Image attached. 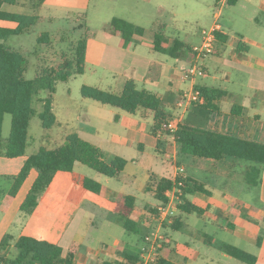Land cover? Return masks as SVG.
<instances>
[{
    "label": "trees",
    "instance_id": "16d2710c",
    "mask_svg": "<svg viewBox=\"0 0 264 264\" xmlns=\"http://www.w3.org/2000/svg\"><path fill=\"white\" fill-rule=\"evenodd\" d=\"M239 1L227 0V3L229 6H235ZM20 2L21 0H0V21L15 24L14 28H0V157L8 159L26 156L30 122L36 114L34 102L42 92L47 93L45 98H38L43 103V111L40 113L43 128L52 130L57 125V116L54 112L57 85L85 74L88 40L96 37V33L84 24L85 35L78 41L71 42L69 48L59 54L56 52L53 35L48 32L36 37V44L32 50L14 47L9 43L12 38L32 33L45 20L35 13L15 14L2 10L5 5H18ZM80 27L83 28L81 25ZM168 28L167 23H159L151 28L154 51L168 55L172 59H179L183 54L192 52L193 48L188 43L170 36ZM106 33L108 36L130 42L135 36H144L146 30L123 18L114 17L108 24ZM217 36L221 42L227 39L221 32ZM31 58H35L38 65L35 78L27 79ZM160 69V64H152L148 78L158 80ZM196 89L201 92L205 102L194 106L206 109L209 112V121L203 127L186 120L180 122L175 134L179 158L190 166H198L211 174L231 178H235V175H238V168L242 167L240 176H244L250 191L257 194L264 169V142L261 141L263 123L257 117L248 118L246 109L239 105H234L229 114L220 111L219 102L226 95L224 90L209 86H197ZM81 94L85 99L94 100L131 115L138 113L143 117L152 115L153 135L164 123L174 119V116L166 111V103L162 96L138 89L133 80L126 81L119 94L89 85L82 87ZM6 115L11 116V131L8 138L3 136ZM77 163L110 179L134 181V177L125 172L128 164L126 159L117 156L108 161L102 149L84 140L77 133L67 135L64 144L60 146L40 147L37 153L27 158L19 174L14 177L12 188L0 209L2 212L9 209L21 187L35 170L38 176L20 209L28 216L33 215L39 207L40 200L47 194L49 197L44 198L42 208L54 214L55 220L48 226L39 225L30 232L21 234L17 239L11 234H6L0 243L1 264H74L80 244L74 242L64 256L59 243L81 199L117 215L124 229L139 235V241L143 245L144 238L149 232L143 227V222L137 219L136 197L128 195L119 200L107 199L101 183L76 172ZM172 187V177L163 176L157 179L154 175L146 187V192L152 193L156 200L164 203L167 201L165 192ZM197 193L211 194L205 184L188 177L183 189L182 203L178 207L173 224L170 225L172 231L178 232L185 227V216L205 215V209L189 200L190 196ZM149 210L151 214L156 212L153 207ZM13 241L17 255L11 258L8 252ZM257 244L261 247L262 235L259 236ZM221 249L243 263H257L255 255L233 245L221 244ZM172 253L167 239L155 264H176L171 259ZM139 254L126 252L122 261L105 264H137Z\"/></svg>",
    "mask_w": 264,
    "mask_h": 264
},
{
    "label": "rangeland",
    "instance_id": "374dc122",
    "mask_svg": "<svg viewBox=\"0 0 264 264\" xmlns=\"http://www.w3.org/2000/svg\"><path fill=\"white\" fill-rule=\"evenodd\" d=\"M58 1L59 5L43 9L42 13L45 20L32 33L14 37L9 43L17 48L32 50L36 44V37L41 33L48 32L53 35L54 45L57 49L56 52L59 54L61 51L67 50L71 42L78 41L85 35V24L92 32L96 33L95 38H90L94 42L118 46L117 44L118 42L120 44V40L109 38L106 33L107 26L114 17L123 18L135 25L141 26L145 28L146 33L151 32V28L156 24L167 23L169 25L168 34L170 36L190 43L194 41V37L191 36L197 34L202 28L209 29L214 22L224 27L232 37L236 36V33L239 31L249 33L244 28V22L250 10L246 1H241L236 7L227 6V0ZM219 7L221 8V14L216 17ZM40 15L42 17V14ZM122 44L127 46L129 43L123 41ZM91 50H94L93 46ZM146 51L150 52L146 47L141 48V53L148 57ZM151 57H155L158 61H177L153 51L151 52ZM37 65V60L31 58L30 68L26 74L27 79L35 78ZM110 71L107 67L103 69L100 66V62L95 54L91 56L84 75L76 76L66 83H58L55 95V113L58 116L59 125H56L52 130H45L40 119L43 103L38 98H45L47 93L42 92L36 98L34 102L36 114L30 122L26 156L29 157L37 153L42 146L49 148L60 146L64 144L67 135L77 133L83 139L102 149L106 153L108 161H112L117 156L126 159L128 162L126 172L136 176L137 179L133 185L125 184L115 179H109L81 163L76 164V172L101 183L106 191L112 193L114 199L133 195L139 201H145L149 206L155 207L157 206V201L154 195L143 191V188L148 183L151 174L170 175L172 167L165 160L164 153L160 155L156 150L157 142L150 133L153 117L144 120L140 115L128 114L129 116H127L125 115L127 113H123V116L115 123L102 122L99 120V117H101L98 114L99 109L107 113L106 117H109V110L122 111L110 106H104L91 99H85L81 94V89L84 85L97 86L114 93H121L122 84L117 79L119 76L116 78L117 81L114 80V74ZM129 71L130 75H135L134 70ZM210 71L212 75L214 68L211 67ZM187 84H189L188 81ZM179 85L181 87V84ZM137 86L139 89L151 92L161 93L162 91L159 84L147 80L137 81ZM167 101L169 102V100ZM196 111L198 115L187 114L186 119L189 122L204 126L206 121L204 120L203 122L202 116L205 114L206 119L208 111L203 108H199ZM129 121L131 122V126L128 124ZM10 131L11 116L6 115L3 136L8 138ZM111 133L118 134L125 141L123 143L119 142L118 139L106 141V138H112ZM140 145H143V147L140 148ZM7 162L9 161L5 157L0 158V205L12 188L14 182L13 175L16 177L15 172L17 167L15 165L7 167ZM178 164L185 167L188 166V163L180 158H178ZM188 171L192 177L207 183L208 189L212 191L214 196H192L191 200L193 202L202 207L211 205V210L204 217H199L196 214L185 216V219H188L186 221V229L180 232L171 231L174 241L182 244L181 246L186 243L189 244V248L184 246L180 252L181 261L186 257L194 258L200 256V258L204 259L201 263L218 264V256L221 253L203 244L201 238L204 235L233 243L253 253V248L248 242L238 239L233 231L225 227V224L228 222L226 211L228 200L224 196L226 194L224 182L226 181L229 187L235 189V193L240 194L241 200L244 203L242 210L245 213L247 212L248 216L256 217L253 208L247 205L251 204L253 196L249 194L251 193L249 190L245 189V185L248 188L249 186L245 182L244 176H240L243 168H238V175H235V178H226L227 180L220 175H212L192 167H188ZM37 176V172L33 171L30 178L21 187L10 209L5 214L0 210V243L6 234L19 236L22 230L26 228V225L30 223V216L22 212L20 207ZM239 187L245 190L242 191ZM86 206L88 205L86 204ZM93 208L107 215V211L97 207ZM116 238L123 242V249L137 254L139 250V235L127 232L121 221L120 223H113L109 220L105 221L97 216V214H93L87 209H81L74 216L73 224L68 226L61 246L65 251L72 241L77 240L79 242L85 241V244H89L97 250L100 249V245L102 244H105L106 248L111 247ZM106 248L101 250V259L111 261V255L107 254L108 250ZM16 255L17 250L14 248L13 241L9 248L8 256L12 258ZM232 261L234 264H245L235 259H232Z\"/></svg>",
    "mask_w": 264,
    "mask_h": 264
},
{
    "label": "crops",
    "instance_id": "0c3cea01",
    "mask_svg": "<svg viewBox=\"0 0 264 264\" xmlns=\"http://www.w3.org/2000/svg\"><path fill=\"white\" fill-rule=\"evenodd\" d=\"M241 1L248 2V5L250 7L248 17H246V20L244 22V28L248 30L249 33L239 31L236 33V36L232 37L229 33H227L224 27H222L221 33L223 35H226L227 37L226 41L221 42L218 40L219 43H218V47L215 53L213 55L207 56L202 61L204 68L206 70V73H207L206 77L197 78L194 81H188L189 84H187V81L182 80V77H181L182 70L185 69L188 65H190L191 62L193 61V58H194L193 49H192V52L188 54H183L181 58L175 59L177 60L176 62H169L168 60L158 61L157 59H155V57H151L152 51L155 53H158L154 51V45H153L154 37H153L152 32L145 33L144 36H135L132 41L128 42L129 44H127V46L122 44L124 40L118 37H111L108 35L107 37L109 38L120 40V44L118 42L117 44L118 46H115V45L110 46L108 44L101 43V42L100 43L94 42L93 39H89L87 55H86V70H87L88 63L91 60V56H94L96 54L97 59L100 62V66L103 69H106L107 67V69L111 70L110 72L114 74V77H113L114 80L117 81L118 79L119 81H121L122 90H123L124 84L128 80H133L136 86H137V81H141V80L142 81L147 80L152 83L159 84L160 90H162L161 93L160 92H152V93L158 94L163 97L166 103V111L169 112L175 118L180 115L181 111H179V109L177 108V104L180 101L184 91L190 90L192 88H196L197 86H209V87L219 88L226 92L225 97L222 98V100L219 102L220 111H222L224 114H229L234 105H239L246 109V115L248 118L257 117L261 121V123H263L264 125V0H240L235 6H229L226 1V4L229 7H236ZM57 5H59L58 0H21L20 4L18 5L3 6L2 10L8 13H15V14L31 15L35 13L39 16H41L40 14H42V17H43V13H42L43 9L50 7V6L54 7ZM220 14H221V8L219 7L218 12L216 13V17H218ZM216 23L217 22H214L210 27H212ZM247 26H248V29H247ZM14 27H15V24L13 23L0 21V28H14ZM204 29L206 28H202L199 32H197V34L191 36V37H194L193 42L190 43L185 40L183 41L188 43L191 46V48L195 46H199L202 42V30ZM231 40L233 41L230 42ZM93 43L95 44L92 45ZM240 44H242L241 47H240ZM92 46L94 47V50H91ZM142 47H146L148 51H150L149 53L146 51V54H148V57H146L144 54L141 53ZM165 56H168V55H165ZM155 63L160 64L161 69H160L159 79L153 81L148 78V73H149L151 65ZM211 67L214 68V73L212 75L210 74ZM129 70H134L135 75L133 76L130 75ZM117 76L119 77L117 78ZM179 84H181V87ZM89 86H92V85H89ZM93 87H97V86H93ZM167 100H169V102ZM104 106H107V105H104ZM197 109H199L198 106H194L191 109H189L183 115L181 120L182 121L186 120L187 122H189V120L186 119V115L187 114H195V115L197 114L198 115L196 111ZM54 112H55V105H54ZM123 113H126V112L124 111L118 112L115 110L114 111L109 110V117H106L107 113L99 109L98 114L99 116H101L99 117L100 121L107 122V123H115L116 121L119 120L120 117L123 116ZM125 115L129 116L131 114L128 115L127 113ZM136 115H140V117L144 120H147L153 117L152 115L143 117L141 113H138ZM202 118H203V122L204 120L206 121L205 123L206 125L207 122L209 121V112L207 114L206 119H205V114H203ZM126 119H128V117H126ZM189 123L196 125V126H201L193 122H189ZM128 124L129 126H131L130 121L128 122ZM153 124H154V119H153ZM57 125H59L58 116H57ZM152 126L150 128V133L156 140L157 142L156 150L161 155V153H164V149L166 145L165 143L158 141L155 135H153ZM110 135L112 136V138H106V141H110L114 139H118L119 142L121 143L125 141L124 139L120 138L118 134L111 133ZM261 141L264 142V127L261 133ZM142 147L143 145H140V148ZM27 158H28L27 156L20 157L17 159L6 158L9 161L7 162L8 164L6 163V165L7 167L15 165L17 167L16 172H15L17 176L20 170L22 169V167L24 166ZM168 164L172 167V173L170 175L151 174L148 183L143 188V191H146V187L151 183L152 176L154 175L157 177V179H161V177L163 176H167V177L170 176L174 179L175 170L170 163ZM188 167L196 168V169L206 172V170L198 166L195 167L193 165L192 166L188 165L186 167L188 177H191L195 180H197V178H194L189 174ZM125 172H126V169H125ZM206 173H209V172H206ZM126 174L128 173L126 172ZM128 175L131 177H134L133 182H123V181H119V182L133 185L136 182L137 178L134 175H130V174ZM212 175H215V174H212ZM220 176L225 179L231 178V177L222 176V175ZM14 177L15 175H13V178ZM199 182L205 184L206 188L208 189L207 183H204L202 181H199ZM227 183H228L227 181L224 182L225 192H226L224 196L228 200V207L226 210L228 222L225 224V227L233 231V233L237 235L238 239L248 242L252 246L254 252L250 253L238 245H235L227 241H223L216 237H208L207 235H204V237L201 238V241L203 242L205 246L216 249L221 253L218 256V264H234L232 259L237 260L236 258L230 256L228 253L223 251L221 249V244H230L250 254H253L257 257L256 264H264V169H263V173L261 177V184L259 188L257 189V194H255L254 191L251 192L250 189L244 184L245 189L247 191L249 190V192L251 193L249 192L248 193L253 196L251 200V204H247V205L253 208L255 212L254 215H256V217L248 216L247 212L245 213L242 210V206L244 203L241 200L240 194H238L237 192L235 193V189H233L232 187H229L228 186L229 184ZM240 189L242 191L245 190L243 188H240ZM208 190L211 192L210 195L197 193L192 196L204 195L207 197H213L214 194L212 193V191L210 189ZM104 193H105L104 194L105 197L110 200H119L122 198L121 197L119 199H114L112 197L113 196L112 193L110 191L109 192L106 191L105 188H104ZM192 196L189 197V200L194 205L205 209L206 210L205 215H206L211 210V205H208L207 207H202L191 200ZM45 197H49V196L45 194L44 197L40 200V204L36 212L30 216L29 221L31 224L28 223V225H26V228L22 230L20 235L30 232L33 228L38 227L39 225L48 226L51 222L55 220L54 214L42 208V203ZM4 200L1 202V204L4 202ZM50 200H52V198H50ZM136 200H137V219L140 222H143V227L146 229L147 232H149L150 227L147 224L149 222L148 214H151L149 208H152V206H149V204H147L145 201H139L137 197H136ZM156 201H157V206L153 207L155 209L161 203L158 200ZM86 204L88 206H86ZM93 207H97V206H95L94 204H92L91 202L87 200H84V199L79 200L78 209L71 216L70 221L68 225L66 226V229L59 243L60 246H61L63 236L68 226L73 224L74 216L81 209H87L91 213L97 214V216H99L102 220H105V221L109 220L113 223H120L121 221L120 218L114 213L109 212L101 207H97V208H101L107 211V215H106L103 212L96 211L95 208ZM5 212L3 213L5 214ZM204 216H199V217H204ZM187 220L188 219H186V221ZM184 229H186V225L180 231H183ZM171 231L172 230L170 226H167L165 229V234L167 236V239L170 242V248L171 250H173V253L171 254V259L174 263L176 264H211V263H201V261L204 259L200 258V256L194 257V258L186 257L181 261L180 252L182 248H184V246L189 248V244L186 243L183 246H181L182 244L174 241ZM260 235H262V244H261V247H258L257 242H258V238ZM19 236L14 235V238L17 239ZM74 242L80 244V248L76 255L74 264H79V263L81 264H105L106 262L115 263L118 261H122L124 259L125 253L129 252L127 249L122 248L123 242L118 238H116L113 241V245L111 247L106 248L105 247L106 245L102 244L100 245V249H97V250H95L94 247L90 246L89 244H85V241L79 242L77 240H74L70 243L68 249L65 251H64V248L61 246L63 249L64 256L67 255L71 245ZM141 244L142 242L139 241V244H138L139 253H140L141 246H142ZM104 248L108 250L107 254L111 255V258H112L111 261H104L101 259L100 253H101V250Z\"/></svg>",
    "mask_w": 264,
    "mask_h": 264
},
{
    "label": "built area",
    "instance_id": "2783aa9c",
    "mask_svg": "<svg viewBox=\"0 0 264 264\" xmlns=\"http://www.w3.org/2000/svg\"><path fill=\"white\" fill-rule=\"evenodd\" d=\"M221 31L222 26L217 23L209 29L202 30L201 44L193 47V61L182 70L181 77L183 81H194L197 78L207 76L202 61L207 56L215 53L219 43L217 34ZM204 102V97L196 88L184 91L177 104V108L181 111L180 115L176 118L174 117L173 121L164 123L155 133L156 139L166 145L164 158L173 166L175 174L173 187L165 192L167 201L161 202L155 213L148 214L149 222L147 224L150 227V231L144 238L139 254L140 259L137 264H155L160 257L164 244L167 242L165 228L174 222L178 207L182 203L183 189L188 179L187 168L178 164L179 154L175 134L178 131L183 115L195 104H203Z\"/></svg>",
    "mask_w": 264,
    "mask_h": 264
}]
</instances>
